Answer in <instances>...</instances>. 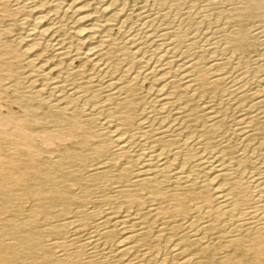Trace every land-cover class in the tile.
Wrapping results in <instances>:
<instances>
[{
  "label": "bare ground",
  "instance_id": "obj_1",
  "mask_svg": "<svg viewBox=\"0 0 264 264\" xmlns=\"http://www.w3.org/2000/svg\"><path fill=\"white\" fill-rule=\"evenodd\" d=\"M0 16V264H264V0Z\"/></svg>",
  "mask_w": 264,
  "mask_h": 264
},
{
  "label": "rangeland",
  "instance_id": "obj_2",
  "mask_svg": "<svg viewBox=\"0 0 264 264\" xmlns=\"http://www.w3.org/2000/svg\"><path fill=\"white\" fill-rule=\"evenodd\" d=\"M1 18V16H0ZM20 29L19 27L16 25L14 26V32H18ZM13 32V33H14ZM5 36L6 39H10L11 38V33H4L3 34V37ZM247 54L249 56H252L254 57L255 56V52H253V50H247L246 51ZM9 64H6V63H3V61L0 59V67L2 68V70H5V69H10V67L8 66ZM20 65H16L15 64V67L16 69L19 67ZM9 93V90L6 89V91L3 89V87L1 86L0 87V116L1 117H7V115H16V116H19L20 114H22V111L19 110V107L17 104L13 103L12 102V99H11V95L8 94ZM24 127L20 129V131L22 133H24L25 135H27L29 137V139L31 141H34L36 144H42V137L38 136L37 135H32L30 133L29 130H27V128L29 127H33L31 125H29L28 123H24L23 125ZM260 139L259 141H262L263 144H264V132L262 131L261 134H260ZM53 141V144L55 143L56 145L60 144L59 141H57L55 138L52 139ZM3 147V142L0 141V149H2ZM1 151V150H0ZM2 152V151H1ZM3 153V152H2ZM263 153H264V149H263ZM237 165H239V163L237 161H235V167H237ZM258 166V162H256V166L254 163L252 162H243L241 164V167H242V173L246 174V175H255V174H258L257 172V167ZM241 170H237V172L235 173V175L233 176V178H238L240 175H241ZM238 254L247 258L248 260H253L256 258V253H254L253 251H250L248 249H244V248H239L238 250Z\"/></svg>",
  "mask_w": 264,
  "mask_h": 264
}]
</instances>
